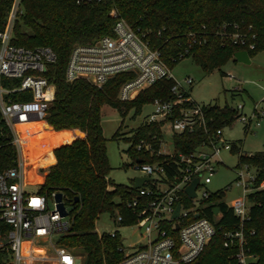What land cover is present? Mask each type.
<instances>
[{"label": "trees", "instance_id": "16d2710c", "mask_svg": "<svg viewBox=\"0 0 264 264\" xmlns=\"http://www.w3.org/2000/svg\"><path fill=\"white\" fill-rule=\"evenodd\" d=\"M12 1L0 0V30L5 27ZM22 7L23 12L14 23L12 43L29 48L48 46L55 53V60L48 63L45 73L55 85L54 99L44 117L46 122L19 124L17 129L26 149L45 151V159L29 157L32 161L47 165L53 162L52 152L54 154L55 163L48 167L38 191L60 192L63 204L66 208L69 206L68 226L57 243L70 249L81 264H116L122 257L119 232L116 230L114 236L108 232L99 235L95 221L102 213H109L113 218L118 213L122 216L119 225L133 224L136 216L127 202L137 194V189L133 182L125 185L108 177L110 165L100 123L101 108L110 105L121 117L131 108L137 114L155 98H168L174 81L161 78L139 90L131 99L120 101L119 88L134 73H117L101 86L85 79L68 81L65 66L72 45L112 34L115 18L109 12L115 9L134 30L144 34L143 38L160 52L171 69L180 60L190 57L208 74L234 59L236 51L246 49L233 44L227 34L236 31L245 34L254 44L253 49H248L250 57L264 51V0H100L89 4H77L74 0H22ZM11 96L13 100L30 98L27 93ZM205 109L210 119L207 130L199 128L173 134L175 152L190 151L207 139L210 132L230 125L238 116L235 107L227 105L209 104ZM121 128L122 123L112 138H119ZM244 129L246 132V126ZM83 132V137H77ZM154 134L160 135V123L143 121L125 137L132 143L128 151L135 161H164L163 156L134 149L140 139L154 144ZM12 138L11 130L0 117V171L15 163L17 150ZM229 150L238 152L239 163L260 167L259 179L264 178V150L248 155L236 142H230ZM26 169L28 177L34 178ZM35 178L41 180L40 176ZM249 198L255 202L248 222L255 234L249 246L259 255V261L264 262V189L250 194ZM213 199L217 200L218 196ZM216 205L221 217L216 222L214 236L194 260L181 264H233L234 249L224 246V232L234 229L238 219L224 203ZM203 214L211 217V209Z\"/></svg>", "mask_w": 264, "mask_h": 264}, {"label": "built area", "instance_id": "2783aa9c", "mask_svg": "<svg viewBox=\"0 0 264 264\" xmlns=\"http://www.w3.org/2000/svg\"><path fill=\"white\" fill-rule=\"evenodd\" d=\"M74 1L89 4L100 0ZM22 12V0H13L5 27L0 30V117L11 130V142L17 150L15 163L0 171V264H75L77 256L57 243L68 226V215L61 216L56 207L57 192H39V183L27 182L25 177V147L16 125L38 120L46 122L44 117L54 99L55 85L45 73L48 63L55 60V53L48 46L29 48L12 43L14 23ZM109 14L115 18L112 34L74 43L65 66V79H85L101 86L117 73L133 72V77L119 88L117 98L120 101L131 99L139 90L161 78L174 81L169 97L151 101L152 109L144 119L160 123V135L152 136L156 147L145 139L134 146L137 151L165 158L164 161L136 162V168L149 180L136 188L137 194L127 202V207L136 216L131 225L142 230L140 235L145 241L131 245L133 249L129 251L121 244L122 257L116 264L191 262L215 234L216 222L221 217V211L214 213V209L219 208L217 202L229 207L238 219L234 229L224 232V246L234 249L233 264H264L249 246L255 229L248 226L251 207L255 204L249 195L264 189V178L259 179L262 169L240 162L245 171L237 173L236 185L242 188V195L231 203L223 200V190L210 192L204 187L211 182L220 162L221 147L226 143L222 128L210 132L207 139L190 151L175 152L173 134L199 128L207 130L210 119L206 116V106L198 104L190 95L191 77L176 80L160 52L148 44L143 33L134 30L115 9ZM227 35L233 44L246 48L243 50L254 48L245 34L236 31ZM15 93H27L30 98L13 100L11 95ZM243 108V104L235 106L237 118L246 128L249 129L254 121L259 125L258 119L264 111L258 110L255 104L247 117ZM227 146L230 148V143ZM194 178L198 182L195 195L190 197L185 188ZM32 185H37L36 189L29 190L28 186ZM199 196L200 200L195 202ZM214 196L218 199H213ZM177 205L178 214L174 216ZM208 209H211V217L203 214ZM121 221L122 216L117 213L114 222L119 225ZM108 233L114 236L116 229Z\"/></svg>", "mask_w": 264, "mask_h": 264}, {"label": "rangeland", "instance_id": "374dc122", "mask_svg": "<svg viewBox=\"0 0 264 264\" xmlns=\"http://www.w3.org/2000/svg\"><path fill=\"white\" fill-rule=\"evenodd\" d=\"M171 73L179 81L186 76L193 79V83L188 90L192 98L201 106L216 104L219 107L225 105L235 107L238 104H243V113L247 117L251 115L255 104L258 106V110L264 111V51H259L253 55L249 63L237 61L233 58L229 59L208 74L204 73L190 57H185L171 69ZM151 109L150 104H145L137 114L131 108L124 117H121L118 111L110 105H103L101 108L100 123L103 136L106 138V151L110 165L108 177L116 183L130 185L135 177L144 175L136 168V161L128 151L129 148L133 147L132 143L126 140L125 137L130 136L132 130L144 121ZM258 121L260 122L259 125H256L255 121L252 122L246 132L244 129L245 123L238 118L230 125L222 128V135L226 139V143L221 147L218 156L220 162L215 168L211 182L205 184L204 187L210 192L223 190V200L226 203H231L233 199L242 195V188L236 185V179L240 170L245 171L244 166L239 163L238 152H231L227 143L236 142L244 153H255L264 150V113ZM121 123V135L117 139L112 138ZM65 130L73 131L76 129ZM84 134L83 132L82 136L77 137H83ZM54 148H52V151ZM23 149L26 164L29 162L25 167L30 170L32 177L40 176L41 178L40 181L35 180L36 178H29L26 169V181L35 184L42 182L50 165H43L39 163L40 161H32L29 157L33 156L40 160L45 159L47 157L45 151L39 148ZM36 187L37 185L28 186V189L33 190ZM198 200H200V196L194 201L198 202ZM67 208L69 209V206ZM115 229L118 230L126 251L133 249L131 245H135L139 241H145L143 236L140 235L142 233L141 229L135 225H117L109 213L100 214L95 221L96 232H109ZM49 249L51 250V247ZM75 264H81V260L78 258Z\"/></svg>", "mask_w": 264, "mask_h": 264}, {"label": "water", "instance_id": "95a60500", "mask_svg": "<svg viewBox=\"0 0 264 264\" xmlns=\"http://www.w3.org/2000/svg\"><path fill=\"white\" fill-rule=\"evenodd\" d=\"M234 59L237 61H241V62H246L249 63L250 62V56L247 50H238L234 53L233 55ZM141 159H137L136 162H141ZM149 180V177L147 176H137L134 178L133 180V186L135 188H139L143 185V183L145 181ZM198 179L194 178L193 181L185 188L187 194L190 197H193L195 195V187L197 185ZM76 199V198H75ZM55 200L57 202V210L59 211L61 216H67L68 215V211L65 209V206L62 202V194L60 192H57L55 194ZM178 210H179V205L176 206L175 209V213L174 216H176L178 214ZM220 209L218 207H216L214 209V213L217 214L219 213Z\"/></svg>", "mask_w": 264, "mask_h": 264}, {"label": "crops", "instance_id": "0c3cea01", "mask_svg": "<svg viewBox=\"0 0 264 264\" xmlns=\"http://www.w3.org/2000/svg\"><path fill=\"white\" fill-rule=\"evenodd\" d=\"M251 58V57H250ZM66 143H68V142H66ZM64 144V143H63ZM52 155H53V162L52 163H50L49 165H52V164H54L55 163V157H54V154H53V152H52Z\"/></svg>", "mask_w": 264, "mask_h": 264}, {"label": "bare ground", "instance_id": "6f19581e", "mask_svg": "<svg viewBox=\"0 0 264 264\" xmlns=\"http://www.w3.org/2000/svg\"><path fill=\"white\" fill-rule=\"evenodd\" d=\"M38 121H39V120H38ZM28 123H30V122H28ZM19 124H25V123H18V124L16 125V127H17Z\"/></svg>", "mask_w": 264, "mask_h": 264}]
</instances>
